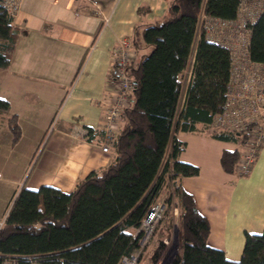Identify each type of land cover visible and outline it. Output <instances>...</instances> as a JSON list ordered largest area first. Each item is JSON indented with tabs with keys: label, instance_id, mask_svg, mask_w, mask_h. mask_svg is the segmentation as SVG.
I'll return each instance as SVG.
<instances>
[{
	"label": "trees",
	"instance_id": "16d2710c",
	"mask_svg": "<svg viewBox=\"0 0 264 264\" xmlns=\"http://www.w3.org/2000/svg\"><path fill=\"white\" fill-rule=\"evenodd\" d=\"M241 1L166 0L161 19L136 26L134 50L148 52L127 68L133 90L120 115L123 126L112 144L111 162L90 172L70 193L51 186H22L2 220L0 264L11 258L16 264H117L137 249L134 230L166 187V210L153 233L157 237L150 264H159L176 227L179 251L169 264H264V227L258 234L245 233L240 259L229 260L207 244L209 223L179 185L198 168L178 160L185 144L176 138L177 131L239 138L238 132L211 126L225 101L230 54L202 34L184 106L179 112L177 107L200 15L235 19ZM248 26L249 57L264 63V10ZM22 32L0 6V68L10 64ZM9 109V102L0 98V114ZM6 124L14 144L21 135L16 115H8ZM238 159L237 150L224 151L223 170L234 172Z\"/></svg>",
	"mask_w": 264,
	"mask_h": 264
},
{
	"label": "crops",
	"instance_id": "0c3cea01",
	"mask_svg": "<svg viewBox=\"0 0 264 264\" xmlns=\"http://www.w3.org/2000/svg\"><path fill=\"white\" fill-rule=\"evenodd\" d=\"M166 8V0L21 1L13 24L23 32L10 64L0 68V98L10 105L8 114H0V221L22 186L70 193L90 172L108 166L113 149L102 151L103 128L115 95L117 43L123 38L131 43V65L136 64L148 52L134 50L136 26L161 19ZM200 36L197 29L183 71L178 112L185 103ZM13 114L21 133L14 144L6 124ZM122 126L119 118L116 136ZM175 136L185 144L178 160L198 168L179 185L209 223L207 244L222 250L227 259L239 260L245 233L258 234L264 227V145L250 172L238 176L223 170L221 155L240 152V138L220 140L208 131L181 130ZM168 192L164 188L159 198L165 200ZM173 217L175 225L177 209Z\"/></svg>",
	"mask_w": 264,
	"mask_h": 264
},
{
	"label": "built area",
	"instance_id": "2783aa9c",
	"mask_svg": "<svg viewBox=\"0 0 264 264\" xmlns=\"http://www.w3.org/2000/svg\"><path fill=\"white\" fill-rule=\"evenodd\" d=\"M22 0H0L12 19ZM250 7L252 9H250ZM99 11V8H97ZM264 10V0H242L235 19H222L201 14L198 20L199 32L210 42L226 48L230 54L229 81L225 101L212 118V126L219 130L238 132L242 144L234 171L238 176L247 175L264 145V63L254 62L248 53L251 29L248 24ZM100 12V11H99ZM104 25L108 17L103 16ZM132 63V47L127 39H120L116 47L113 64L115 95L104 115V144L107 152L116 139V124L122 110L129 105L133 83L127 75ZM55 123V119L53 120ZM165 200L158 198L149 208L141 224L134 230L139 236L138 247L130 255L123 256L117 264H141V255L157 224L164 216ZM3 221H0V228ZM2 264H16L15 258Z\"/></svg>",
	"mask_w": 264,
	"mask_h": 264
},
{
	"label": "rangeland",
	"instance_id": "374dc122",
	"mask_svg": "<svg viewBox=\"0 0 264 264\" xmlns=\"http://www.w3.org/2000/svg\"><path fill=\"white\" fill-rule=\"evenodd\" d=\"M54 126V122L52 123L51 125V128ZM50 131V129H49ZM45 141V140H44ZM40 149L37 150V153H36V156L38 155ZM35 156V157H36ZM34 157V159H35ZM175 226H177V223L175 224ZM174 229V228H173ZM174 231H172V238L170 239L169 243H168V249L167 251L165 252L163 258L160 260L159 264L160 263H163V264H169V262L171 261V259L174 257V255L179 251L178 250V246L177 248L175 246H173V235H174ZM157 237V235H153L151 236V238L149 239L146 247L144 248V251H143V254L141 255V264H150V254L152 252V250L154 249V246L156 244V240L155 238Z\"/></svg>",
	"mask_w": 264,
	"mask_h": 264
},
{
	"label": "water",
	"instance_id": "95a60500",
	"mask_svg": "<svg viewBox=\"0 0 264 264\" xmlns=\"http://www.w3.org/2000/svg\"><path fill=\"white\" fill-rule=\"evenodd\" d=\"M177 227L175 228V231H174V235H173V246H175L177 248L178 246V239H177ZM160 264H163V263H160Z\"/></svg>",
	"mask_w": 264,
	"mask_h": 264
}]
</instances>
